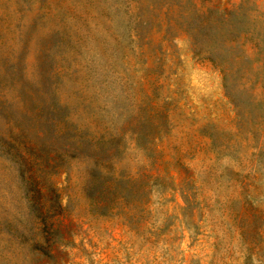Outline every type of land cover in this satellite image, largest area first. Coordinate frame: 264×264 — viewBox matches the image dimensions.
<instances>
[{
  "label": "rangeland",
  "instance_id": "obj_1",
  "mask_svg": "<svg viewBox=\"0 0 264 264\" xmlns=\"http://www.w3.org/2000/svg\"><path fill=\"white\" fill-rule=\"evenodd\" d=\"M141 21L137 36L146 40L134 33ZM201 21L200 31L219 30L218 40L192 35ZM245 26L250 41L240 37L243 48L228 49L245 55L239 66L249 80L253 109L237 136L222 75L202 53L228 43ZM51 106L87 136L118 118V128L107 125L119 134L124 174L156 171L161 156L150 150L156 147L153 138L163 137L168 164L160 170L175 177L165 199L156 189L148 199V228L171 220L168 236L156 244L157 258L141 254L134 220L119 237L122 221L87 217L78 197L71 232L80 249L71 264H247L231 252L213 257L209 237L213 229L221 231L217 218L225 204L245 212L247 193L264 232V148L258 150L264 142V0H0V145L16 139L58 156L64 141L44 124ZM205 128L217 132L220 142H231L232 151L220 153L203 137ZM252 128L256 137L246 135ZM139 132L148 136L145 144L135 139ZM72 161V173L60 180L64 196L80 195L89 165L87 158ZM226 169L241 173L233 177L236 186ZM190 179L195 201L183 210L182 191L192 185ZM27 192L21 171L0 149V264H33ZM194 218L200 220L195 243L186 231ZM261 248L249 264H264V238Z\"/></svg>",
  "mask_w": 264,
  "mask_h": 264
},
{
  "label": "trees",
  "instance_id": "obj_2",
  "mask_svg": "<svg viewBox=\"0 0 264 264\" xmlns=\"http://www.w3.org/2000/svg\"><path fill=\"white\" fill-rule=\"evenodd\" d=\"M169 8L170 6H166L165 11L168 12ZM204 22L201 21L192 30V35L196 39L203 35L212 37L214 41L218 40L219 30H211L209 33L200 31L205 26ZM225 22L226 20H222V23ZM143 24L144 22L141 21L137 26L138 28L134 30L136 36L141 33L140 27ZM167 26L170 28V23ZM249 33L248 27L245 26L241 32H234L236 37L228 40V43L225 42L222 46L213 47L211 50L202 53L204 59L215 66L222 75L225 96L233 107L237 119L235 126L237 136L240 132L242 133L246 123L250 122L249 118L253 109L247 94L249 80L244 73H241L239 66L245 55L235 56L228 49L230 50L237 45L243 48L244 42L251 39ZM137 37L141 39L140 36ZM240 37L244 42H240ZM235 84L236 87L233 90ZM118 122H120L118 118L111 122L105 121L103 132H98L94 136H87L79 126H75L66 116L60 115L55 106H51L48 108L47 117L44 118V124L47 125L49 132L54 133V138H62L64 141L63 148H61L63 150L59 152L58 156L52 158L48 154L35 151L31 145L22 144L16 139L5 140L0 145V149L21 171V175L24 176L28 186L27 210L30 221L29 231L32 236V242L28 245V259L33 264L72 263L70 258H73V252L80 249V245L75 243V233L71 232L75 217H78L74 215L75 200L78 197L84 199L82 207L87 217L94 218L95 221L106 219L107 221L109 219L122 221L117 230L119 237L128 229L127 222L134 220L138 226L136 232L139 233L142 242L141 254L149 257L152 253L154 258L158 257L156 244L161 241L162 237L168 236L171 220H167L164 226H157L156 223H152L151 228L147 227L145 220L150 207L148 199L152 195L151 192L156 189L159 199H165L166 193L173 191L174 188L175 177L169 173H162L160 170V166H167L168 164L167 155L163 149L164 138L161 136L154 137L153 142L156 147L154 152L150 150V154L156 153L161 156V164L155 163L156 171L146 174H124L120 171L122 168L120 155H122L123 150L119 146V134L118 132L111 134L112 132L108 130L110 126L107 125L108 123L118 128ZM164 123H167V117ZM206 126L210 127L209 124ZM256 133L257 129L252 128L246 135L256 137ZM46 135H48V130L40 132L41 138ZM203 137L213 146H219L220 153L232 151L233 144L220 142L221 136L217 132H207L205 128ZM135 139L143 142V144L149 140L143 132H139ZM144 147L143 150L147 152V147ZM262 148H264V142L258 150ZM146 157L151 159L150 156ZM72 158L76 160L87 158L89 165L82 175L80 195L67 194L64 196L62 187L64 181L60 182V180L63 176H69L72 173ZM226 173L229 176L228 181H232V185L236 186V180L233 177L241 173L235 172L233 169H226ZM188 182H191L192 185L190 184L186 191H182L185 204L183 210H191L192 200L195 201L194 183L191 179ZM244 199L245 204H247L245 212L234 211L231 202L225 204V208L217 218L220 221L221 231L213 229L214 234L209 237L212 238V246L215 250L213 257L217 254L225 255L231 252L249 264L258 255L257 251L262 249L261 243L264 232L262 226L257 225L259 219L255 212L249 209L253 205V199L249 197L248 193L245 194ZM199 221L194 218L192 220L193 226L191 228L186 227V231L190 233V238L193 236L191 238L193 243L200 236L198 234ZM182 239H184V234H182ZM109 240L110 242H117L114 236H110ZM80 244L83 246L81 241ZM164 246L173 248L168 242H165ZM59 253H62V256L58 255Z\"/></svg>",
  "mask_w": 264,
  "mask_h": 264
}]
</instances>
